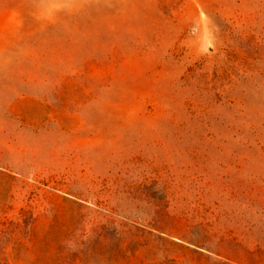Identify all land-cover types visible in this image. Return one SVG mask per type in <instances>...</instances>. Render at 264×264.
<instances>
[{"label": "rangeland", "instance_id": "obj_1", "mask_svg": "<svg viewBox=\"0 0 264 264\" xmlns=\"http://www.w3.org/2000/svg\"><path fill=\"white\" fill-rule=\"evenodd\" d=\"M165 257L264 264V0H0V264Z\"/></svg>", "mask_w": 264, "mask_h": 264}, {"label": "trees", "instance_id": "obj_2", "mask_svg": "<svg viewBox=\"0 0 264 264\" xmlns=\"http://www.w3.org/2000/svg\"><path fill=\"white\" fill-rule=\"evenodd\" d=\"M209 259H213L216 263H222V260L219 258H213V256H207ZM177 263L174 259H169L168 257H165V261H163V264H175Z\"/></svg>", "mask_w": 264, "mask_h": 264}]
</instances>
